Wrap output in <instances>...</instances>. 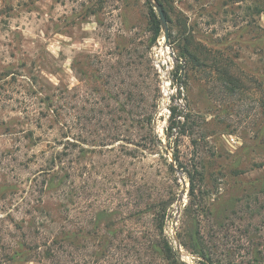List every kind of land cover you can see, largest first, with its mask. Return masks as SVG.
<instances>
[{"label":"rangeland","instance_id":"374dc122","mask_svg":"<svg viewBox=\"0 0 264 264\" xmlns=\"http://www.w3.org/2000/svg\"><path fill=\"white\" fill-rule=\"evenodd\" d=\"M147 1L0 0V264H169L151 245L170 203L183 264L207 263L179 238L197 229L218 264H264V0H162L168 42ZM186 39L205 59L188 88ZM189 173L212 218L184 216Z\"/></svg>","mask_w":264,"mask_h":264},{"label":"trees","instance_id":"16d2710c","mask_svg":"<svg viewBox=\"0 0 264 264\" xmlns=\"http://www.w3.org/2000/svg\"><path fill=\"white\" fill-rule=\"evenodd\" d=\"M160 5H162L163 9H165V4L163 3L162 0H156ZM146 5L148 7V15H149V20H150V25L152 28V32L154 35V40L158 39L161 35L162 32V27H161V21L158 18V15L153 7V5L147 1ZM165 11V10H164ZM166 17L167 14H166ZM204 52L201 49V47L191 45L190 40L186 39L185 44L183 46H180L178 49V56H177V77L175 78V81L177 84L180 85V87H186L188 88L189 82H190V74L191 72L195 71L199 67L203 66L204 62ZM184 62V67L181 64L180 61ZM215 72L220 76V81L224 88L227 91L233 92L235 88V84L237 83L236 77H234L233 73L231 72L229 67H221L218 63L215 65ZM181 71H184L181 73ZM181 74V75H179ZM184 76L185 80H182ZM51 100V98H49ZM263 110H264V105H263ZM178 116H182V113L178 111L177 107L172 108V115L170 117V125L167 128V132L170 134L176 129V127L179 124V120H177ZM185 122L182 124V129L183 132L184 129L187 127V125L190 122V119L192 118L191 113H188L187 115L184 116ZM150 123L152 122V119H149ZM56 160V159H53ZM179 163V160L176 159ZM55 163V161H53ZM55 165H53L52 168H50L47 172L43 174H48V179L47 181H44V183L47 184V186H57V187H62L61 185L64 182V179L59 176V171H55ZM179 166L183 168L182 164L179 163ZM170 170L172 171V168L170 167ZM53 172V173H52ZM198 178L195 174L189 173V181H190V191H189V204L186 206L185 211H184V216L186 218L194 216L197 219L200 218L201 216L212 218V209H210L206 205V199L209 196L208 191H203L201 189L200 183L204 182L203 177L199 173ZM173 203H170L168 206H163L160 211L156 213V221H157V229L160 233V239L157 241V243H153L151 247L154 249V253L159 254L162 258L167 260L169 264H183L181 261H179L178 256L176 252L174 251V247L172 246L171 242L165 237V224H166V218H167V211L168 207L171 206ZM199 220V219H198ZM199 226V222H198ZM197 226V227H198ZM109 227V226H108ZM196 227V228H197ZM113 232V231H112ZM111 232V233H112ZM200 231L197 229L192 234L190 235L189 239H185L183 235L179 234V238L181 240V243L184 248L188 249L191 251L193 254L203 258L207 263L203 264H218L220 263L214 258V253L213 249L210 248L209 245H207V241L205 240L202 235H200ZM58 241H54L51 244L50 248H48L45 252L44 257L48 260H51L54 255V251L56 248L61 247V243H58L60 246L57 247ZM111 242L108 241L106 243L105 250L101 253L105 256L107 252H110L111 248ZM21 256L20 253H16L15 257H12V260H17V258Z\"/></svg>","mask_w":264,"mask_h":264},{"label":"water","instance_id":"95a60500","mask_svg":"<svg viewBox=\"0 0 264 264\" xmlns=\"http://www.w3.org/2000/svg\"><path fill=\"white\" fill-rule=\"evenodd\" d=\"M149 2L153 5L154 9L156 10V12L159 15V19L161 21V27H162V30L164 32V37H165L166 42H168V40H169V29H168V21H167L165 11H164L162 5H160V3H158L156 0H149ZM174 168L176 169V167H174ZM180 201H181V203L184 202L183 199H181ZM179 210H180V207L178 205V211Z\"/></svg>","mask_w":264,"mask_h":264}]
</instances>
